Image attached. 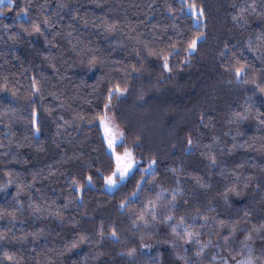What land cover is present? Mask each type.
<instances>
[{
    "label": "trees",
    "instance_id": "16d2710c",
    "mask_svg": "<svg viewBox=\"0 0 264 264\" xmlns=\"http://www.w3.org/2000/svg\"><path fill=\"white\" fill-rule=\"evenodd\" d=\"M196 3L205 9L207 39L190 58L180 37L196 30L179 0L0 6V264H237L249 256L264 264V229L254 230L264 222V0ZM34 24L40 33L31 31ZM149 48L162 55H148ZM233 53L251 65L242 82L222 67ZM116 83L128 91L106 109ZM105 111L124 130L117 151L130 147L140 161L112 192L104 189L113 168L99 126ZM189 135L194 144L185 151ZM153 157L156 171L137 189ZM89 174L91 184L78 194L72 178L83 184ZM233 184L239 195L225 193ZM142 214L148 224L137 219ZM167 215L173 224L185 217L196 239L210 241L200 256L195 240L168 243L174 237ZM221 219L228 226L220 228ZM231 222L236 230L225 240ZM81 235L87 238L68 248Z\"/></svg>",
    "mask_w": 264,
    "mask_h": 264
},
{
    "label": "snow or ice",
    "instance_id": "6c2138e0",
    "mask_svg": "<svg viewBox=\"0 0 264 264\" xmlns=\"http://www.w3.org/2000/svg\"><path fill=\"white\" fill-rule=\"evenodd\" d=\"M2 2H3V0H0V3H2ZM9 2L11 3V0H9ZM179 2L182 5V7L179 9V11L183 14L189 15L192 18V26L196 30L195 35H192L190 39L185 38L183 36L180 37V39L183 40L184 43L186 44L184 51L186 54H188V56L190 58L191 55H193L198 50L199 44L207 39V35H206V33H207V18H206L204 7L202 5H198L196 3V0H191V2H189V0H179ZM170 11H175V10L172 9L170 6ZM252 11L255 12L254 7L252 8ZM238 16H240V13H237V15H234L233 20H236L239 23L240 21L237 20ZM45 23H47V20H45ZM108 27L111 30V26L109 25ZM31 31L35 32V33H40L41 28L39 25L34 24L32 26ZM170 47L172 49V52H174L176 47H177V44L175 42H173V44ZM248 47H249V50L255 51V49H252L250 42H248ZM227 49H228V45L225 44L224 50L221 51L220 55L221 56L225 55V51ZM136 55L139 57L141 55V53L138 51L136 53ZM148 55L160 56V55H162V53L154 51L153 49L149 48L148 49ZM170 55H171V53L163 54V68L166 72L171 71V65L169 63V56ZM259 58L261 59L262 66H264V53H261ZM96 61H97V57L92 56L89 59L88 63L91 65V64H94ZM141 67H142V65H141ZM222 67H223L224 71L231 73L235 77V80L237 82H242V78L247 76L249 68L251 67V65L249 64V62L247 60H241L240 57L236 56L235 53H233V60L223 62ZM132 70L134 72H140L141 68L133 65ZM252 75H253V78L251 79V83L257 84V80L254 78L255 72H253ZM243 82H248V81L243 80ZM32 88H33V91H38L37 82H36L35 78L33 79ZM128 88H129V85L127 83H125L123 87H121L120 83H116L113 87H110L108 89V100L105 104V108L107 109L111 106L113 96H116L118 98L121 97L123 94H125L128 91ZM236 116L240 117V113H236ZM202 120H203V115H201V121ZM262 123H264V121H262ZM37 124H38L37 112H36V109L34 108L33 112H32V126L34 129H36V131H39ZM100 124H101V127L103 128V131H104V140L107 144V148L110 152V156L114 161V167L112 168L111 173L109 175L105 176L104 180H105L106 185L114 186L117 183H119L121 180H124L128 176L129 171L133 168L134 164H136L137 161H136V157L134 155L132 148L125 147L122 152L117 151L119 146L123 143L124 130L122 128H120L119 125L115 122L114 117L109 115V113L107 111H105L103 117L100 120ZM33 135H35V133H33ZM193 144H194V140L189 135L187 137V143L185 146V151H190ZM174 147H175V145L173 144V148ZM205 155H208V154L205 153ZM209 159H210V162L214 165L215 159H216L215 155L214 154L209 155ZM156 164H157V160L155 157H153L152 159H150L147 162V167L143 170L145 175H142L141 180H138L136 182L137 189H139L142 186V181L146 178L147 175H152L155 173ZM173 170L175 171V169H173ZM97 174H99V171L97 172ZM92 178H93L92 175L89 174L86 177L85 182L83 184H80L77 182L76 177H73L72 178L73 184L70 186L74 187L75 192H77L78 194H81L83 189L87 185L91 184ZM198 182L201 183L202 187H205V188L209 187L208 184L204 183L203 181H200L199 179H198ZM247 184H248V181H245L244 182L245 187H247ZM164 191H167V190H164ZM178 191H179V189L174 190L173 196H172V201H170V204H172V202L175 200V192H178ZM229 191L234 192L237 195L240 194V192L237 189L235 184H233L229 188L225 189V193H227ZM133 195H136V193H134ZM159 195L160 194L158 193L157 194L158 199H159ZM224 198L227 200V198H228L227 195H225ZM127 200H128V198H125V200L120 201V206L122 208L126 206ZM149 206L152 209V220L155 221L157 219V213L155 212L156 206H155V204H150ZM137 219L143 220V222L145 224L149 223V221L144 218L143 214L141 216L137 217ZM173 219H174V217L171 215L164 216V218H163L165 223L171 224V232H172L173 237H174V239L169 241L168 243H170L173 247H177V241L184 242V245H182V246H185V245H187L188 242L195 240L196 244L198 245V248L196 249L195 254L197 256H200L204 252L205 248L208 246L210 241L202 243L201 241L196 239V237H198L199 233L194 232L192 230V228L189 227L185 223V217L181 216L179 218V221L177 223H174V224L171 223ZM204 219L206 220V217ZM228 224H229V222L225 221L223 219L218 221V225L220 228H224V227L228 226ZM230 226H231V231H229L228 234L224 237L225 240H227L228 237L231 236L233 234V232H235V230H236L235 222H231ZM262 229H264V222H262L258 226H254L255 231H260ZM33 235H35V233H33ZM104 235L105 234L103 232V229L101 228V230H100L101 238H103ZM110 237H113V238L117 237V232H116L115 228L112 229V231L110 233ZM86 238L87 237H85L83 235L79 236L77 240H74L68 244V248L76 247L77 243L83 242ZM250 238H251L250 235L248 237H246V239H250ZM142 247H149V246L148 245H142ZM185 251H187V247H185ZM134 252H135V249H129L128 250V254L130 256L133 255ZM7 258L9 260H11L12 256L8 255ZM186 264H191V261L186 260ZM237 264H253V259L251 256H249L247 259H245L243 261H238Z\"/></svg>",
    "mask_w": 264,
    "mask_h": 264
},
{
    "label": "rangeland",
    "instance_id": "374dc122",
    "mask_svg": "<svg viewBox=\"0 0 264 264\" xmlns=\"http://www.w3.org/2000/svg\"><path fill=\"white\" fill-rule=\"evenodd\" d=\"M11 2H12V0H11ZM3 4H10V2H9V0H3V2L2 3H0V6H2ZM109 115H111V116H113L114 117V115H113V113H109ZM114 119H115V117H114ZM115 122H116V120H115ZM99 126H100V129H101V132H102V135H103V138H104V131H103V128L101 127V124H100V121H99ZM104 142H105V140H104ZM105 145H106V149H107V151L109 152V150H108V148H107V144H106V142H105ZM110 153V152H109ZM136 161H137V163L136 164H134V166H133V168L129 171V174H128V176L135 170V169H137V168H139L140 167V161L139 160H137L136 159ZM113 167H114V161H113ZM147 167V166H146ZM145 167V168H146ZM144 168V169H145ZM127 176V177H128ZM126 177V178H127ZM125 178V179H126ZM124 179V180H125ZM124 180H121L119 183H117L116 185H114V186H108V185H106V183H104V189H105V191H107V192H112L121 182H123Z\"/></svg>",
    "mask_w": 264,
    "mask_h": 264
}]
</instances>
